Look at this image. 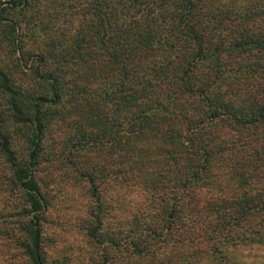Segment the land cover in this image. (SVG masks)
<instances>
[{"label":"trees","instance_id":"1","mask_svg":"<svg viewBox=\"0 0 264 264\" xmlns=\"http://www.w3.org/2000/svg\"><path fill=\"white\" fill-rule=\"evenodd\" d=\"M27 1L0 0L14 51L18 28L7 14ZM86 1L87 24L67 46L52 48L49 62L34 56L30 75L46 94H22L0 70V152L31 209L21 244L30 264H44L36 172L50 107L64 127L54 154L95 203L105 175L111 187L158 192L165 230L181 211L264 228V0L242 9L234 0ZM6 119L28 131L23 160L3 132Z\"/></svg>","mask_w":264,"mask_h":264},{"label":"rangeland","instance_id":"2","mask_svg":"<svg viewBox=\"0 0 264 264\" xmlns=\"http://www.w3.org/2000/svg\"><path fill=\"white\" fill-rule=\"evenodd\" d=\"M27 2L25 8L7 14L18 28V51L10 44L9 30L0 27V70L10 86L22 94H46L44 84L30 75L36 66L34 56L43 55L49 62L47 55L52 48L59 51L67 46L69 35L87 24V1ZM249 3L234 0L233 6L242 9ZM251 24L260 26L259 20ZM57 111L47 108L49 136H45L44 154L36 172L44 201L39 214L44 264H264V228L258 219L223 225L213 215L195 216L181 211V220H174L168 231L164 229L165 213L158 192L134 185L111 187V179L105 175H100L99 201L95 203L86 183L54 154L58 150L57 135L62 136L64 130L56 127ZM3 132L11 139L14 157L23 160L28 131L6 119ZM51 134L55 139L48 148ZM210 194L216 193L211 189L206 196ZM30 211L0 152V264H30L21 247L27 241L24 228ZM150 228L156 235L148 231ZM112 234L118 247H111ZM129 242L140 250L144 247L146 252H132Z\"/></svg>","mask_w":264,"mask_h":264}]
</instances>
